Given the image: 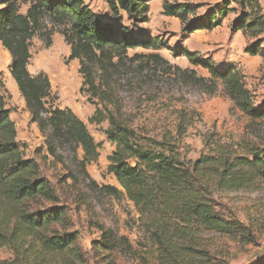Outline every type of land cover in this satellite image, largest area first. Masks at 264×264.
Here are the masks:
<instances>
[{"label":"trees","instance_id":"obj_1","mask_svg":"<svg viewBox=\"0 0 264 264\" xmlns=\"http://www.w3.org/2000/svg\"><path fill=\"white\" fill-rule=\"evenodd\" d=\"M106 2L109 10L102 14L85 0H0V41L12 57L10 73L33 120L46 134L51 154H56L59 143H75L83 148L85 160L94 161L99 144L70 108L48 104L49 76L44 71L35 75L29 71L35 36H48L50 43L53 30L63 35L71 49L68 60L80 63L81 91L87 93L89 102L98 99L99 103L108 98L103 79L127 57L129 49L169 47L146 31L136 32L123 23L124 15L135 27L148 22L151 0ZM22 4L27 5L26 13L21 12ZM233 4L242 11L232 30L256 38L246 51L264 57V12L259 0H223L202 16L198 15L201 6L195 3L165 1L163 10L180 20L183 31L192 33L220 26L229 13L236 12ZM174 52L222 80L239 109L252 118L264 116V110L253 106L241 72L233 64L220 69L209 58L193 56L186 49ZM151 58L163 61L157 54ZM104 107L97 108L89 122L109 121L106 134L115 149L108 158V169L121 186L119 190L109 185L104 189L111 195H125L134 203L161 264H208V234L236 235L244 230L240 222L218 211L217 193L264 190V146L250 141L228 144L212 138L207 154L187 160L176 138L139 136L110 114L106 104ZM59 203L60 197L42 174L40 163L27 157L17 140L16 124L0 91V248L14 251L13 260H1L0 264H85L79 234L67 231L70 214ZM100 232L101 239L92 241L91 246L110 249V233L103 228ZM257 264H264V258Z\"/></svg>","mask_w":264,"mask_h":264},{"label":"rangeland","instance_id":"obj_2","mask_svg":"<svg viewBox=\"0 0 264 264\" xmlns=\"http://www.w3.org/2000/svg\"><path fill=\"white\" fill-rule=\"evenodd\" d=\"M85 1L99 13L109 10L106 0ZM165 1L199 4L198 15L202 16L223 0H151L149 21L136 23L138 27L124 15V25L136 32L146 31L169 47L129 49L127 57L103 79V88L108 91L106 103H99L98 99L89 102L87 93L81 91L80 63L77 59L68 60L71 49L59 31L51 32L50 43L49 37L41 34L32 40L29 71L33 75L44 71L49 76L48 104L70 108L86 124L99 144V155L94 161L85 160L83 148L75 143H59L56 154L49 152L46 134L33 120L10 73L12 57L0 41V91L16 124L17 140L26 156L40 163L42 174L60 197L59 205L67 208L71 218L67 231L79 234L85 264H161L157 247L143 229L134 203L125 195H111L104 189L106 185L118 190L121 186L108 169V158L115 149L106 134L110 123L89 122L97 108L103 109L106 104L110 114L139 136L176 138L187 160L207 154L212 138L228 144L250 141L264 146V116L252 118L239 109L222 80L174 52L186 49L193 56L209 58L220 69L233 64L241 72L253 106L264 110V57L246 51L257 39L232 30L242 9L233 4L236 12L229 13L220 26L188 33L178 18L164 14ZM259 1L264 12V0ZM26 10L27 5L22 4L21 12ZM153 54L163 61L152 60ZM217 209L224 217L240 222L244 230L236 235L208 234V264H257L264 258V190L219 192ZM101 228L110 233L112 246L108 250L91 246L92 241L101 239ZM13 257L12 248H0V261Z\"/></svg>","mask_w":264,"mask_h":264},{"label":"crops","instance_id":"obj_3","mask_svg":"<svg viewBox=\"0 0 264 264\" xmlns=\"http://www.w3.org/2000/svg\"><path fill=\"white\" fill-rule=\"evenodd\" d=\"M91 5V4H90Z\"/></svg>","mask_w":264,"mask_h":264}]
</instances>
